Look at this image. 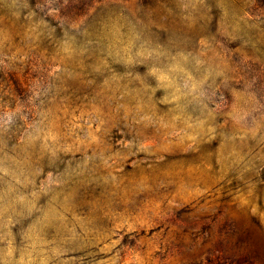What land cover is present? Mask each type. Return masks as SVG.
<instances>
[{
  "label": "clouds",
  "instance_id": "obj_1",
  "mask_svg": "<svg viewBox=\"0 0 264 264\" xmlns=\"http://www.w3.org/2000/svg\"><path fill=\"white\" fill-rule=\"evenodd\" d=\"M0 264H264V0H0Z\"/></svg>",
  "mask_w": 264,
  "mask_h": 264
},
{
  "label": "rangeland",
  "instance_id": "obj_2",
  "mask_svg": "<svg viewBox=\"0 0 264 264\" xmlns=\"http://www.w3.org/2000/svg\"><path fill=\"white\" fill-rule=\"evenodd\" d=\"M188 167H189V169H190V168L192 167V165H191V164H189V165H188ZM218 198H219V194H218Z\"/></svg>",
  "mask_w": 264,
  "mask_h": 264
}]
</instances>
